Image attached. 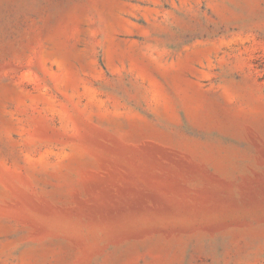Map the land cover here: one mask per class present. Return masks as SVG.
<instances>
[{
  "label": "rangeland",
  "instance_id": "obj_1",
  "mask_svg": "<svg viewBox=\"0 0 264 264\" xmlns=\"http://www.w3.org/2000/svg\"><path fill=\"white\" fill-rule=\"evenodd\" d=\"M0 264H264V0H0Z\"/></svg>",
  "mask_w": 264,
  "mask_h": 264
}]
</instances>
